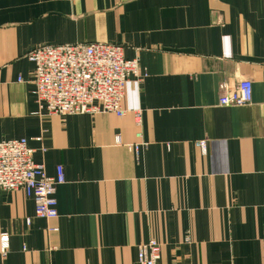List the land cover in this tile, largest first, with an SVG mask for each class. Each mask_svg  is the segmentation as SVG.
I'll use <instances>...</instances> for the list:
<instances>
[{
  "label": "crops",
  "instance_id": "crops-1",
  "mask_svg": "<svg viewBox=\"0 0 264 264\" xmlns=\"http://www.w3.org/2000/svg\"><path fill=\"white\" fill-rule=\"evenodd\" d=\"M92 43L147 73L127 113L39 112L28 54ZM240 79L252 101L219 106V84ZM20 138L65 182L54 220L0 190V264H137L149 240L157 264H264V0H0V140Z\"/></svg>",
  "mask_w": 264,
  "mask_h": 264
},
{
  "label": "built area",
  "instance_id": "built-area-1",
  "mask_svg": "<svg viewBox=\"0 0 264 264\" xmlns=\"http://www.w3.org/2000/svg\"><path fill=\"white\" fill-rule=\"evenodd\" d=\"M28 60L33 63V94L39 112L47 116L112 114L123 117L127 111L122 103L127 83L131 79L147 77L137 59L127 60L123 47L106 43L65 44L40 46L30 52ZM219 106L241 107L252 101V83L240 79L229 86L222 82ZM135 123L140 126L141 111L132 112ZM141 133L136 138L141 139ZM120 143V137H115ZM141 143L129 146L136 158ZM204 155L205 142H199ZM33 151L24 138L0 140V190L22 191L34 203L35 216L46 220L57 218L56 189L65 182L63 168L56 167L54 177L46 174L43 163L33 161ZM26 219V224H29ZM57 232L56 228L50 229ZM9 248L7 234L0 236V252ZM161 245L149 240L137 246V264H157Z\"/></svg>",
  "mask_w": 264,
  "mask_h": 264
}]
</instances>
